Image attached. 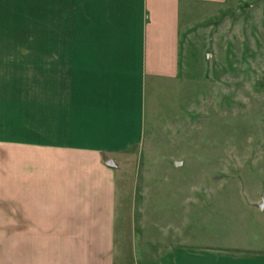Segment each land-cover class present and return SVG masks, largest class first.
I'll use <instances>...</instances> for the list:
<instances>
[{"label": "crops", "instance_id": "crops-1", "mask_svg": "<svg viewBox=\"0 0 264 264\" xmlns=\"http://www.w3.org/2000/svg\"><path fill=\"white\" fill-rule=\"evenodd\" d=\"M226 1L0 0V264H114L107 162L144 140L146 80L179 77L183 13ZM141 264L264 252L177 243Z\"/></svg>", "mask_w": 264, "mask_h": 264}, {"label": "rangeland", "instance_id": "rangeland-1", "mask_svg": "<svg viewBox=\"0 0 264 264\" xmlns=\"http://www.w3.org/2000/svg\"><path fill=\"white\" fill-rule=\"evenodd\" d=\"M144 98L143 142L110 159L114 264L177 243L264 252V0L184 12L180 75Z\"/></svg>", "mask_w": 264, "mask_h": 264}, {"label": "water", "instance_id": "water-1", "mask_svg": "<svg viewBox=\"0 0 264 264\" xmlns=\"http://www.w3.org/2000/svg\"><path fill=\"white\" fill-rule=\"evenodd\" d=\"M107 164L110 165V166H112V165H114V162L109 161V162H107ZM259 207H260L261 209H263V208H264V203H263V204H260Z\"/></svg>", "mask_w": 264, "mask_h": 264}]
</instances>
